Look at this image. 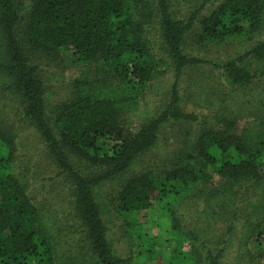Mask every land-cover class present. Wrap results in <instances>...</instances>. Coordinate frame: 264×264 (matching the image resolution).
Returning a JSON list of instances; mask_svg holds the SVG:
<instances>
[{"label":"trees","instance_id":"1","mask_svg":"<svg viewBox=\"0 0 264 264\" xmlns=\"http://www.w3.org/2000/svg\"><path fill=\"white\" fill-rule=\"evenodd\" d=\"M172 1L0 0V92L68 183V228L79 234L75 251H65L56 215L36 206L13 173L14 129L0 117V264H134L142 254L158 255L159 242L138 234L141 250L118 257L107 236L114 220L139 231L136 216L153 200L155 224L171 242L164 264H263L248 247L264 242V118L237 130L214 107L187 111L179 83L205 61L192 54L194 36L199 48L240 42L223 64L205 63L223 71L236 99L264 106V87L255 86H264V0H180L192 8L187 20L172 16ZM149 31L167 60L153 52ZM64 55L76 76L67 99L51 104L48 83L59 76L43 71ZM169 67V99L159 109L148 90ZM192 124L197 132L185 128ZM173 127L178 147L162 152V135ZM153 153L160 159L144 165ZM189 204L194 228L178 216Z\"/></svg>","mask_w":264,"mask_h":264},{"label":"rangeland","instance_id":"2","mask_svg":"<svg viewBox=\"0 0 264 264\" xmlns=\"http://www.w3.org/2000/svg\"><path fill=\"white\" fill-rule=\"evenodd\" d=\"M207 6L203 13L207 14L214 7ZM172 16L174 18H180L187 20L191 14V6L183 3L182 1H172L170 3ZM205 16V15H204ZM197 29L192 30V34L196 33ZM158 36L152 31L147 34V39L150 42V46L154 53L164 60H167L165 54L160 50L157 42ZM257 42V39L246 42L247 46L253 45ZM189 43L193 45V55L202 58V60L208 61L216 59L217 64H223L226 57L240 49L241 44L238 42L228 43L224 45H204L206 47L199 48L201 44L198 43V38L193 37ZM199 50L202 52L199 53ZM61 60H60V59ZM55 65H49L45 75L47 76L50 71L56 72L59 76L57 80L48 83L51 91V104H57L67 99L70 93V84L76 76V67L71 62V57L64 55L63 57H57L55 59ZM197 64L185 70L179 83V97L182 101L181 106L185 110L189 111L190 108L199 107V111L208 113V109L205 107H214L217 113L228 116L236 121V128L240 130L246 121L253 119L264 118V106L257 103L241 102L235 97V91L224 81L221 70L217 69L211 63ZM44 67H42L43 69ZM173 82L172 68L164 69L160 71L159 77L149 88V92L157 98L158 108L162 109L169 99V89ZM255 86H262L261 82H256ZM202 97V102L196 103L199 97ZM252 100L251 102H253ZM14 105L6 96L4 92H0V117L2 123L12 126L15 134V153H14V168L13 173L16 177H19L20 182L26 185L27 194L31 201L43 210L49 211L55 214L60 228L62 229L61 245L65 251L70 253L75 251L77 246V240L79 234H74L72 229L68 228L73 225L71 219L72 212V200L71 194L68 192V183L58 175V169L55 163L46 155L44 146L36 133V131L30 127L26 121L20 116L15 114ZM187 130L191 129V132H197L198 125L192 124L185 127ZM132 129L134 124L132 123ZM177 128H167L166 132L162 135L161 147L162 152L175 150L177 145V138L181 135L177 133ZM182 132H184L182 130ZM164 136V137H163ZM162 154V153H160ZM159 153L149 154L145 160L144 165L153 164L160 159ZM106 192H112L113 187L110 186L105 189ZM157 201L151 202L149 210L140 213L136 216L137 222L141 225L139 231L130 233L124 229L121 222L114 220L107 224V236L108 240L113 246L114 252L118 257L124 258L132 253L141 250L139 246L138 234L154 237L155 242H159L161 249L157 254H150L148 257L141 255V258L134 260V264H164V260L161 259L162 252L168 251L171 247V242L167 237L166 232L161 227L156 226V212ZM178 210V216L182 224L188 228H194L197 224L196 212L194 207L189 204L181 206ZM199 223V222H198ZM76 227V226H75ZM218 227V226H216ZM67 228V229H66ZM220 228V227H219ZM220 236L225 234L224 225H221ZM206 234L211 236V232L207 231ZM213 234V233H212ZM141 241V239H140ZM262 241V240H261ZM254 245L249 246V252L252 260L258 263L264 264V242L258 244V247ZM82 255V254H79ZM86 257V256H85ZM86 260V259H85Z\"/></svg>","mask_w":264,"mask_h":264}]
</instances>
